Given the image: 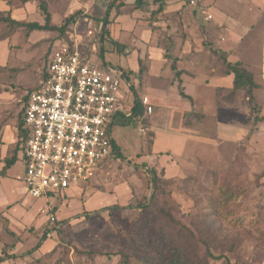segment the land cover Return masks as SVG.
I'll use <instances>...</instances> for the list:
<instances>
[{
    "label": "rangeland",
    "instance_id": "374dc122",
    "mask_svg": "<svg viewBox=\"0 0 264 264\" xmlns=\"http://www.w3.org/2000/svg\"><path fill=\"white\" fill-rule=\"evenodd\" d=\"M44 1L50 23L60 27L67 18L61 9L71 0ZM250 1L248 10L243 2L183 0L160 12L158 2L143 3L136 21L151 31L149 41L132 32L114 36V47L105 41V60L130 71L152 113L112 127L124 159L112 157L87 186L53 203L24 195L19 182L15 198L0 191V256L14 255L0 264H264V0ZM41 13L39 0H0V40H10L0 59V127L9 126V138L0 133V145H8L0 157L7 159L16 152L25 97L59 40L58 31L34 37L9 19L43 23ZM75 13L66 35L103 16ZM212 50L251 74V99L246 88L233 87V75ZM10 168L0 177H10Z\"/></svg>",
    "mask_w": 264,
    "mask_h": 264
},
{
    "label": "built area",
    "instance_id": "2783aa9c",
    "mask_svg": "<svg viewBox=\"0 0 264 264\" xmlns=\"http://www.w3.org/2000/svg\"><path fill=\"white\" fill-rule=\"evenodd\" d=\"M85 22L84 31L74 30L51 46L40 80L22 105L23 183L31 198L50 203L96 177L113 155L114 119L130 115L131 92L122 69L98 56L101 24ZM124 88L129 97L122 95ZM138 100L144 116L150 115V97Z\"/></svg>",
    "mask_w": 264,
    "mask_h": 264
},
{
    "label": "trees",
    "instance_id": "16d2710c",
    "mask_svg": "<svg viewBox=\"0 0 264 264\" xmlns=\"http://www.w3.org/2000/svg\"><path fill=\"white\" fill-rule=\"evenodd\" d=\"M143 2H144V0H135V8H138L139 6H141L143 4ZM153 2H158V6L155 9V12H160L161 10H164L165 3L163 1L153 0ZM121 6H123L122 0H107L106 9L103 13L102 18L100 19L101 22H98L101 24L100 32L97 33V37L99 38V40L101 42V44L99 46L100 49L98 51V56H99V58L103 64H110V63L106 62L105 57H104L106 51H108L106 46H104L105 41H106V43H108L112 47L117 45L116 41H114L109 36V32L106 29V25L108 23V17L110 15V13L112 12V10H114L115 12H118V10ZM39 8L43 14V19H44L43 24H39L37 22L23 23V22H19V21L13 20V19H9V20L14 25H16L18 27H25L27 30H30V31L31 30L58 31L59 32V40L65 39L68 36V35H66V28L68 27L69 24H71L72 22H74L76 20L77 13L71 14L69 17H67L64 20V23L60 27H56V26L50 24V14L47 10L46 3L44 0H39ZM164 51H165V54H168L169 49L166 48ZM212 51L215 54H217L219 56V58L222 60V62L225 64V68H226L227 72L231 73L233 75V87L235 89L246 88L248 98L251 99L252 98V88L255 86V83L252 79L251 74L245 68H243L239 62L232 63V62L228 61L226 59V53L225 52L219 51V50H212ZM166 58H168V56ZM140 61L141 60H138V66H139L138 72L142 73L146 70V68H144V67L142 68ZM110 65H112V64H110ZM117 67L121 68L120 66H117ZM170 67L173 70L175 77L179 78L180 71L176 69L174 62L171 63ZM122 71H123V74H124L127 82L129 83V89H130V92L132 95V102L130 104V115H128L126 117L125 116H117L113 121V126L116 123H119L122 125L123 124L133 125L136 122H138L140 119H142V117L144 116V107L138 100L139 95H137V93H136V89H135L136 87H134L133 86L134 83L133 82L130 83V80H129L130 71H126L124 69H122ZM179 93L182 97H185V98L189 99L190 101H192L191 97L189 95L185 94L182 90H180ZM17 130H18V134H17V142H16V151L19 150L20 143H22V141L26 138V134H25L24 130L22 129L21 121H19V123H18ZM112 145H113L112 157H115L117 159H124V155L121 153L119 146L115 143L114 140L112 141ZM112 157H111V159H112ZM15 160H16V153H14L10 159H5L4 167L10 166L11 164H13V162ZM150 173H151V175L149 177L150 182L153 185V187H156L158 182H159L157 180L156 172L154 170H151ZM154 196H155V192L153 190L150 197L154 198ZM190 232H191V234H194L192 230H190ZM44 237H45V234H43V236L39 239V241L36 243V245L34 247H32L31 249L26 251V254L36 250L40 246ZM11 257H14V255L0 256V262L6 260L7 258H11ZM125 264H129L127 260H125Z\"/></svg>",
    "mask_w": 264,
    "mask_h": 264
},
{
    "label": "crops",
    "instance_id": "0c3cea01",
    "mask_svg": "<svg viewBox=\"0 0 264 264\" xmlns=\"http://www.w3.org/2000/svg\"><path fill=\"white\" fill-rule=\"evenodd\" d=\"M122 1H123V6H121L119 8L118 12H115L114 10H112V12L110 13V15L108 17L109 22L106 25V29L109 32V36L113 40H115L116 38H114V36H117L121 33L124 34V33H128V32H132L133 35L135 37H137L139 40L143 41L144 44L147 43L149 41L150 36H151V31L149 29L141 28L140 26H138V22L136 21L138 16L142 14V10H141L142 5L139 6L138 8H135V0H122ZM161 1H163L165 3L164 9H166L168 7H175V6L182 4L183 0H161ZM226 1L228 3L237 4V5L241 4L242 2L246 6H248L247 4H251L250 0H239L238 3L235 0H226ZM255 1L256 2L258 1L260 3L263 2V0H255ZM148 2L151 3V7H153L152 5H154L156 3V2H153V0H151V1L144 0L143 3H148ZM106 6H107V0H71L69 3V6L66 5V6L62 7L61 10L65 14V17H69L71 14L75 13V11H77L79 9H82L83 14L87 15L88 17H93V16L99 17L100 14L104 13ZM157 6H158V3H157ZM249 9H250V7L248 8V10ZM247 15L249 16L250 14H247V12L243 13L242 19H246L248 17ZM41 17H42V20L44 23L43 14L41 15ZM53 19L54 18H52V22H53ZM13 20L19 21V19H13ZM28 22H37L39 24H43V23H40V21H35V20L27 21L26 23H28ZM53 24H55V23H53ZM54 26H56V25H54ZM31 31L34 32L33 36L36 37L39 35V33H47L50 30H31ZM9 44H10V40L8 38L0 40V59H2L1 58L2 52L5 49H8ZM51 46H50V48H51ZM50 48H49V50H50ZM133 53L134 52L132 51L131 54L129 56L126 55V57L130 58ZM134 58H135V66H136L138 64V58L136 59V56ZM186 77H188V76H186ZM188 78H190V77H188ZM196 78H197V80L201 81L202 77L200 75H198V77H196ZM189 81H191V78ZM194 81L196 83H192V84H197L198 81H196L195 79H194ZM200 81H199V83H200ZM188 84H189V82H188ZM189 96L192 98L191 95H189ZM20 121H21V117H20ZM5 127H9V126L5 125ZM5 127L4 126L0 127V133L3 134L2 140H5V138L7 136L5 134L6 133ZM17 134H18V130H17ZM16 137H17V135H16ZM7 138H9V136H7ZM115 143H116V141H115ZM4 146H8V145H5V143L1 144L0 145V151H1V148H3ZM14 153H16V160L13 162V164H11L8 167H4L5 159H7V158L0 157V173L4 169L11 167L9 169V172H8V175L10 177H3V178L0 177V189H2L0 191H4L3 193L8 192V194H6L5 197L8 196L9 198H12V197L15 198L17 195V193L15 191V182H19L21 184V188H22L24 195L27 194L26 190H25L24 183H23V171H24L23 162H22L19 151H16V152L14 151ZM18 164H20L19 165L20 170L18 172L19 174L18 173L15 174L14 170L16 169ZM13 175H15L18 180L12 179L11 176H13ZM33 199H37V200L39 199L40 200L42 198H33Z\"/></svg>",
    "mask_w": 264,
    "mask_h": 264
}]
</instances>
